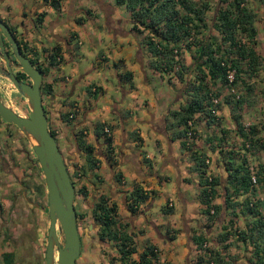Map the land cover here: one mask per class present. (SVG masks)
I'll list each match as a JSON object with an SVG mask.
<instances>
[{"label": "trees", "instance_id": "trees-1", "mask_svg": "<svg viewBox=\"0 0 264 264\" xmlns=\"http://www.w3.org/2000/svg\"><path fill=\"white\" fill-rule=\"evenodd\" d=\"M43 1L54 9L59 8V0ZM113 6L116 11L121 7L127 12V16L112 21L114 28L128 22L129 29L140 34L137 40L148 55L146 70L159 77L166 73V83L169 85L175 79L182 90L183 99L176 108L166 111L158 131H170L168 139L178 140V147L186 153V172L196 174L198 214L204 217L207 227L218 222L220 229L210 248L204 245L207 240L202 233L190 235V240L200 252L195 264L233 262L235 256L222 254L220 249L226 252L234 244L245 245V251L249 252L245 259L249 264H264V215L261 212V207L264 208V138L260 135L264 119L260 124L242 121V111L257 105L255 84L264 85V74H258L264 67V55L257 46L254 10L246 6L245 0H218L207 19L206 12L210 6L206 0H113ZM43 16L44 11L38 12L35 23L39 24ZM76 22L79 23V19ZM18 49L25 56V52L37 54V49L25 41L22 46L18 44ZM185 52L190 59L187 64L183 60ZM33 58L28 57L31 62L38 59ZM44 59L48 66L38 67L43 76L47 74L48 67L59 65L62 59L59 47L45 53ZM229 71H232L230 81L227 78ZM15 75L22 80L25 77L21 71ZM122 75L130 79L131 72L124 71ZM41 89L44 95L51 93V83L42 82ZM86 91L95 95L97 90H91L90 85ZM259 92L264 103V92L261 89ZM176 93L179 94L178 91ZM18 97L22 101L20 109L26 113L23 99ZM68 114H61V118L68 120ZM225 118L232 128L220 127ZM197 120H202L208 128L215 127L216 131L207 130L200 135ZM111 129L109 123L98 122L93 133L102 137L105 159L112 164ZM50 133L55 135L52 131ZM195 135L199 136V143L203 140L201 146L193 141ZM76 144L84 153V170L81 172L82 168L81 171L80 167L75 168L72 174L68 173L70 179L81 177L85 169H93L97 161L92 145L84 142L81 131L76 132ZM260 151L263 153L261 160L254 158L251 163L252 157ZM212 154L215 155L214 165L221 166L222 174L209 169ZM113 176H119L118 172ZM189 179L186 177L185 180L189 182ZM77 185L75 194L86 197L91 193L85 184L78 182ZM139 190L137 185L132 187L133 202L145 199L146 195H140ZM110 203L103 194H99L92 201L91 215L98 223L101 238L122 240L119 251L125 257L134 248H125V233L120 235L121 231L119 234L112 230L111 226L116 223L115 204ZM167 203L162 206L163 212L170 213L173 208ZM237 222H242V225L238 226ZM171 229L166 228L165 233ZM168 237L173 239L175 236ZM154 254L153 246H146L139 253L138 260L133 259L127 264H150L148 255ZM225 258H230L229 262Z\"/></svg>", "mask_w": 264, "mask_h": 264}, {"label": "crops", "instance_id": "crops-1", "mask_svg": "<svg viewBox=\"0 0 264 264\" xmlns=\"http://www.w3.org/2000/svg\"><path fill=\"white\" fill-rule=\"evenodd\" d=\"M15 1V7H16V13L11 14V11L9 9L10 6H6L7 4H4L5 0H0V9H1V17L6 19L9 22V19L11 20L9 23L13 25L16 28L17 33L22 38V40H29L31 43V47L37 49V54L31 53V55L36 58L37 60L43 59L41 62L43 63V66H48L45 62L44 56L45 53L48 52V22L51 23L52 29L51 32L53 35H55V40L53 41V44L55 46L59 47L60 54L62 56V59L59 63V65L56 68L48 67L47 76L44 78V82H50L52 86V91L57 94V96L61 99H57L58 102L54 101V112L51 115V119H53L54 125H56V142L61 144H65L64 146L67 147L68 140L74 141L76 138V132L81 131L82 133V139L85 143H88L92 145L94 156L97 158L98 167L94 169H85L84 174L80 177L83 178L79 181L80 183H83L86 185L87 190L92 192V184L88 178H91L92 174H98L100 175L104 181L105 184L108 185V198L109 202H114L116 204V213L118 216L121 217L122 222H126L129 224L130 228L131 225L133 227L143 228L145 234L151 239V236L153 234L152 229L149 227H143L141 221L142 217L138 216L137 218H133V215H130L125 207V195L128 192V188L131 187V184L133 182L140 183L144 187H147V189L150 190V192H153L154 195H156L158 192V186L157 184L161 183L165 180H170L174 178L175 185H176V194L179 198L180 202L182 203V213L180 215V220L183 218L184 220L188 219L189 214H195L196 216H193L192 219H198V203L195 198V194L197 189L196 187V174H188L186 172L187 168V159H186V153L183 152L178 147V140L177 139H168V136L170 137V131H158L160 121L163 117V115L168 111L169 109L176 108L178 103L183 99L182 94H177L176 92L178 89L174 92V96L170 97L167 100L166 107L164 108V111H160L158 109L157 111V105L152 107L151 101L152 98L155 95V90L151 88L150 86V79L149 73L146 70V65L144 63V48L143 46L138 42L137 38H135L133 32L128 29V22L120 23L116 25L117 27L114 28L113 22L115 19L120 18L122 16H119L117 14V11L115 7L113 6V3H111L110 0H59V8L54 9L48 2H45L43 0H14ZM113 1V0H112ZM262 1V0H259ZM250 7L254 10L256 17L254 20V25L256 28V39L258 41L257 36H259V41L262 39L264 43V0L263 4H256L257 0H251ZM98 4L99 10L101 9L104 12L105 17V24L102 25L107 33L114 32V35L112 36V40L114 43H117V33L118 31L121 32V36H132L131 39H126L125 42L127 43V47H125L127 50L125 51L122 47V43L118 45L117 50H112V55H114V58L111 60L113 67L118 65H124L126 60H129L131 58L130 51L135 52V56H137V59H135V63L138 64L137 69H139L140 73V80H139V87L134 86L132 83L133 79V72L131 69H126L125 67H122V70H118L115 68L114 75L116 76V79L118 81L119 86L121 87V84L127 86L126 88H121L122 97L118 100L124 101L126 97L131 99H134V106L137 108L136 105L138 102L140 105H144L146 108H154L152 109H146L144 107V111L142 115H135L133 116V112H130L129 107H125L124 109H121L119 105L116 104V102H111L108 99L102 98L103 103L109 104L110 106L105 109L103 106L98 107V103L101 100L102 96H106L105 89L103 86L98 85L94 82H86L83 84L82 87L78 91H76V88L79 87V82L82 79L81 74H79V71L77 67L74 65L70 66L69 71L71 73L76 74L73 79L68 74H65L62 69L64 64L66 63V58L63 57V53L66 54V57L71 59L73 55L76 54V50L80 44L84 42V40H87V45L90 46L91 43L88 41H97V39L92 38L89 34V30H94L93 26L95 25V15H94V9L92 8V5ZM247 5V0H246ZM248 6V5H247ZM253 6V7H252ZM47 7L53 8L55 12H53V15L50 17L47 16ZM249 7V6H248ZM44 16L42 18V21L38 24L35 23V16L38 12H43ZM9 17V18H8ZM25 18V20H24ZM76 19H79V23L76 22ZM93 21V22H92ZM71 24V26L64 32V29L67 25ZM98 28H100V25H97ZM263 31V35L260 36L258 33V29ZM83 34V35H82ZM128 34V35H127ZM57 37V40H56ZM98 38V37H97ZM258 41V47L262 50V55H264V49H262L263 44H261ZM30 46V45H29ZM50 46V45H49ZM45 50V51H43ZM119 51V52H117ZM98 55L103 59L105 64H108V57L103 52H99ZM146 57V56H145ZM116 61V63H115ZM111 65V66H112ZM133 67H135L133 65ZM124 71H130L131 77L130 79H125L123 77ZM98 73V72H97ZM258 74H264V67L259 69ZM44 76V77H45ZM72 79V82H71ZM105 80V78H104ZM167 84V83H166ZM91 85V90L95 89L96 94L92 95L87 93L86 88H88ZM168 85V84H167ZM65 87V91L61 90ZM170 86L169 88H171ZM179 87V86H178ZM116 89L117 87L114 86ZM118 89V88H117ZM264 91V86L261 87L258 84H255V90L257 93V97H260L259 90ZM61 90V91H59ZM242 91V90H241ZM179 92V91H178ZM140 93L142 95H152L150 102L147 101V99H140L139 97ZM80 100V101H79ZM108 100V101H107ZM172 100V101H170ZM78 102H81V105L77 108L73 119L71 121L64 120L61 118V114H65V111H67L72 104H76ZM70 103V104H68ZM68 104V105H67ZM130 105H132L130 103ZM142 105V106H143ZM261 106H264L261 104ZM143 108V107H142ZM258 106L256 105L250 107L247 109L246 112L242 111V116H245L247 113L254 114ZM137 110H141L138 108ZM99 111V112H98ZM109 112L108 114H111V118H105V114ZM19 113V112H18ZM21 114V113H19ZM26 114V113H24ZM22 114V115H24ZM223 115L226 116V112H222ZM264 116L261 117V119H258L257 121H251L255 122L257 124H260L259 122L263 121ZM227 120V125H224L227 128H232L231 123L229 120ZM243 121V117H242ZM98 122H104L109 123L112 126V129L110 130V136L112 139V159L115 160V156L117 154H120L123 158V160L120 163V167L118 169H110L108 164L104 162L105 159V146L102 141V137H96L93 133V128L96 123ZM136 123H140L141 125H144L146 127V132L143 134ZM250 123V122H249ZM9 124V125H8ZM13 126V125H12ZM0 128L4 130L5 136L10 137L9 141L2 138V146H0V156L4 161H6V167L8 168L7 171L2 169L3 175L6 179H2L0 177V182H7V184H10L11 182V176L14 173V167H12V164H9L10 162L7 160L8 157L12 155V152H17L18 150L22 153L23 149L25 148H19V143L22 142L20 139H25L24 135L21 133L19 129L16 127L13 129L10 126V123H5L0 119ZM260 135L264 138V129L263 132L260 133ZM24 137V138H23ZM20 140V141H19ZM26 141V139H25ZM147 141H149V144L151 146V152L150 150L147 151L144 148V145H147ZM12 144V145H11ZM26 147V146H25ZM59 150L61 147H58ZM6 151V155L2 156L1 151ZM166 150V152H164ZM61 152V151H60ZM261 152V151H260ZM259 153V152H258ZM152 154V156H151ZM70 163L72 165L73 170L77 167H80V171L82 168V171L84 170V153L80 149H72L70 151ZM76 156L74 159L73 156ZM153 158V159H152ZM253 158H256L253 157ZM77 159V160H76ZM8 161V162H7ZM76 161L77 164H74ZM161 162L160 167H158L157 162ZM216 166L215 168H212V171L219 172L222 174L223 170ZM118 172L119 176H116V181L112 182L113 174L114 172ZM169 175H168V174ZM99 176V177H100ZM186 177H189V182L186 181ZM88 180V181H87ZM1 185V184H0ZM189 186L193 187V198H190L192 193H190ZM0 191L3 192V189ZM219 191V190H218ZM218 197V196H217ZM216 197V198H217ZM169 200L167 205L173 206V202H171V198L166 195L163 199L157 198L154 199V203H159L160 199L163 201ZM215 198V200H216ZM214 200V201H215ZM160 202L161 203L163 202ZM0 204L2 207H6L8 202L5 199H0ZM19 205L16 204L15 208ZM2 209V208H1ZM0 209V211H1ZM197 211V212H196ZM6 212H3V209L0 213V221L4 218ZM173 210L169 213L168 216L174 215ZM160 214H163L162 212L159 213L157 221L156 217L153 219L156 223L162 224V228L160 229V233H163V240L157 237V240L154 242L156 243L157 248L162 249L164 247V231L166 228H169L172 226L166 225L167 221H163V218L160 216ZM12 216H15L16 214H11ZM147 216V214H145ZM126 224V223H125ZM171 224L173 225V221H171ZM190 226V224H188ZM125 229V227H124ZM172 230V229H171ZM3 232V228L0 227V232ZM184 234V233H183ZM190 232L187 234V240L189 242L190 240ZM185 236V234H184ZM175 238V237H174ZM173 238V239H174ZM187 242V243H188ZM198 250V249H197ZM220 252L225 255H237V259L233 258L234 264H249V262L245 259V257L249 256V252L245 251L241 253L239 252L235 247L229 246L227 251H222L220 249ZM193 263V262H192Z\"/></svg>", "mask_w": 264, "mask_h": 264}, {"label": "rangeland", "instance_id": "rangeland-1", "mask_svg": "<svg viewBox=\"0 0 264 264\" xmlns=\"http://www.w3.org/2000/svg\"><path fill=\"white\" fill-rule=\"evenodd\" d=\"M111 3H113L112 0H110ZM210 6V8L208 9V11L206 12V16L207 19H209V17L212 14V7L215 6L218 3V0H206ZM262 1L257 0L256 4H263ZM246 3V0H245ZM251 0H247V5L250 7L251 4ZM4 4H7L6 6H10L9 9L11 11V14L16 13V7H15V1L14 0H5ZM246 5V6H247ZM252 5V4H251ZM99 5H92V8L94 9V15H95V25L93 26L94 30H89V34L91 35L92 38L97 39V41H88L90 44V46L87 45V40L80 44L76 50V54L73 55V57L71 59H69L68 57H66V54L63 53V57L66 58V63L63 66L62 71L65 74H69L71 76V78L73 79V77L76 75L74 73H71L69 71L70 66L74 65L75 67H77L79 74H81V80L79 82V87L76 88V91H78L80 89V87L83 86V84H85L86 82H94L98 85L103 86V88L105 89V94L106 96H102L101 100L98 103V107L103 106L105 109H107L108 106H110L109 104L103 103V99H108L111 102H116L117 105L120 106L121 109H124L125 107H129L130 112H133V116L135 115H142L143 111H144V105H140V103L138 102L136 105L138 106L137 108H135V104H134V99L129 100L130 98L126 97V99L124 101H119L118 100L123 96L122 92H121V88H126L127 86L121 84V87L118 84V81L116 79V76L114 75V70L115 68L118 69L119 71L122 70V67L126 66V69H131L133 72V79H132V83L134 84V86H140L139 85V80H140V73H139V69H137L138 64L135 63V59H137V56H135V52L134 51H130V56L131 58H129V60L125 61L124 65H118L115 61V63L117 64L116 67L112 65L111 60L114 58V55H112L111 49L112 50H117L118 49V45L122 43V47L124 48V50L126 51L127 49L125 47H127V43L125 42L126 39H131L132 36H121V32L118 31L116 32L117 34V43H114V41L112 40V36L114 35V32H111L110 34L106 32V30L104 29V27L102 25L105 24V17H104V12L101 9V11L99 10ZM253 7V6H252ZM47 11V16L50 17L51 15H53V12H55L53 10V8L51 7H47L46 9ZM0 14H1V9H0ZM117 14L119 16L125 17L127 16V12L121 8L118 7L117 10ZM9 18V17H8ZM7 19V18H6ZM25 20V18H24ZM11 20L9 19V22ZM93 22V21H92ZM97 25H100L101 27L98 28ZM70 27H74L71 26V24L67 25L66 28L64 29V33L65 31H67L68 28ZM129 29V26L127 27V30ZM258 29V33H260L259 35L262 36L263 35V31L260 29ZM134 33V32H133ZM83 35V34H82ZM128 35V34H127ZM134 35L136 36V38H140V34L137 35V33ZM98 37V38H97ZM258 41H259V36H257ZM260 43L263 42L262 39L259 41ZM263 44L262 49H264V43ZM99 52H103L104 54H106V56L108 57V64H105V62L103 61V59L98 55ZM119 52V51H117ZM120 53V52H119ZM145 53V52H144ZM146 57L144 56V63L146 65L147 63V52L145 53ZM183 60L184 62L187 64L190 59H189V54L187 52L184 53L183 55ZM29 57V56H28ZM43 60V59H41ZM112 65V66H111ZM133 65L135 67H133ZM147 67V65H146ZM98 72V73H97ZM149 73V71H147ZM166 73L163 74L162 77H159L157 74H150L149 76L151 77L150 79V86L152 89L155 90V95L152 98V101L150 104H152V107L157 105V111L158 109L162 112L164 111V108L166 107L167 100L174 96V92L179 88L178 86H180V84L175 81V79H172L171 82H169V85L166 84L165 81V77H166ZM48 76V75H47ZM46 76V77H47ZM75 78V77H74ZM105 78V80H104ZM71 79V82H72ZM117 87L116 89L114 88ZM170 86H172L171 88H169ZM264 86V85H263ZM241 87V86H240ZM242 88V87H241ZM224 88L221 87V90H223ZM63 91H65V87H63V89H61ZM59 90V91H61ZM175 90V91H174ZM264 92V91H263ZM0 94H1V99L4 102V104L8 105L9 107H11L16 113H21L24 114V112L20 109L22 104V101L20 100V98L18 97V94L15 92L14 88L10 85L9 82H7L3 77H0ZM152 95H142L140 93L139 97H141L140 99H147L148 102H150V99L147 97H151ZM107 100V101H108ZM21 101V103H20ZM80 101V100H79ZM172 101V100H170ZM130 103L132 105H130ZM23 104L25 105L24 101ZM264 105L263 103V98L258 97L257 100V105L258 108H256L257 111H255L254 114L252 113H247L245 114V116H243V122L245 123H249L251 121H257L258 119H261L262 116H264ZM81 105V102L77 103V108ZM26 106V105H25ZM143 107V108H142ZM138 108H140L141 110H137ZM146 108V107H145ZM70 109V108H69ZM68 109V110H69ZM148 109H154V108H146ZM75 111V110H74ZM99 112V111H98ZM106 113V112H105ZM109 112H107L105 114V118H111V114H108ZM198 123V129L200 132V135L205 134V131L210 130L212 132L216 131V128L213 126H210L209 128L206 127V125L204 124V122L202 120H197L196 124ZM137 126L139 127V130L145 134L146 132V127L144 125H141L140 123H136ZM9 125V124H8ZM224 125H227V120L226 118L224 120H222V123L220 124V127H224ZM10 126L14 129L15 126L12 124H10ZM215 128V129H214ZM218 128V127H217ZM196 136V135H195ZM198 135L193 139L194 142H197V144H199L201 146V141L199 143L198 140ZM2 138L6 139L7 141H9L10 137L5 136V132L3 129L0 128V144H2ZM24 138V137H23ZM22 142H18L19 143V148H25V150L23 149L22 153L18 150L17 152H12V155L9 156L8 161L10 162L9 164H12V167H14L13 169L15 170L14 173L11 176V182L10 184H7V182H0V188L1 190L3 189V192L0 191V199H5L7 200V202L9 203V199L10 197L17 192L18 190L23 191L24 192V198H22V196L19 194L20 192L18 191L15 195H16V202L15 205L18 204L19 206L16 207L13 212L11 214H16L15 218L14 216H11L12 219V223H14V221L16 223H14V228L15 231L14 233H12V235H14L18 241L19 245H23V243L25 244L26 247L27 246V242L28 240H30L32 245H35L36 243L39 244H45V235H46V230H47V225H48V216H47V212H46V190H45V184H44V180H43V176H42V172L40 170V167L35 159V156L32 153L31 147H30V143L29 141L26 139H20ZM19 140V141H20ZM147 145H144V148L151 152V146L149 144V141L146 142ZM205 143V142H204ZM12 145V144H11ZM65 144H60L58 142V147L60 148L61 154L63 156V159L65 161V163L67 164V169H68V173L72 174L73 168L72 165L70 163L69 160H67V157L69 156V153L71 151L72 144L71 141L67 143V147L64 146ZM2 146V145H0ZM26 146V147H25ZM199 146V147H200ZM204 146V145H203ZM3 150V149H2ZM164 152H166V150H164ZM1 155L5 156L6 155V151H1ZM263 153L259 152L256 154V159L257 160H261ZM152 156V154H151ZM211 156V154L209 155ZM74 159L76 158V156H73ZM2 159V158H1ZM153 159V158H152ZM77 160V159H76ZM254 161V158L252 157L251 159V163ZM78 161H76L74 164H77ZM158 163V167H160L161 162H157ZM215 163V155L212 154V159L210 158L209 162H208V166L209 169L212 170V168L216 169L217 163L214 165ZM219 164V163H218ZM219 166V165H218ZM168 174V173H167ZM169 175V174H168ZM0 177L4 180L6 179L5 176L3 175V171L0 168ZM72 179H76L75 177H72ZM158 186V193L155 195V198H164L166 195H168L171 198V202H173V216L169 215V212H163V214H160V216L163 218V221L165 220V222L167 221L166 225H170L172 226V230L169 233H165L164 231V247L162 249H159V252L162 254L159 256V261L158 263H162V264H195L196 259L198 258V254L200 253L192 240H187V234L190 232V234H197L198 232L202 233L205 236V240L206 241V247L210 248V246H212V244H214L213 240L214 238L217 236L219 229V224L218 222L211 224L209 227L206 226V220L204 219L203 216H198V219L196 218V220L192 219L193 216H196L195 214H189L188 215V219L184 220L183 218L180 220V215L182 213V203L180 202L179 198L177 197L176 194V185H175V181L174 178L170 179V180H165L162 181L160 184H157ZM9 188V189H8ZM197 189V185L196 187H194ZM190 189V193H192L190 198H193V187L189 186ZM194 192H197L194 191ZM219 193V192H218ZM196 195V194H195ZM259 195H262V193H259ZM218 196V195H217ZM162 199H160V202L163 201ZM217 199V198H216ZM30 201H32L34 204H30ZM92 198L91 196H86V197H81L79 195H75L73 198V206L74 209L80 213L81 215L85 214V216H83L82 218H80L78 220L79 226L84 225L86 222H90L91 221V217H90V213L89 212V207H91L92 204ZM160 202L159 203H154L152 205L151 208H149L147 214L150 217L155 216L157 213H161L160 210ZM169 202V200H168ZM166 203V198L165 200L161 203V205L163 206ZM36 205V206H34ZM198 211V210H197ZM196 211V212H197ZM261 212L264 215V208L261 207ZM240 218L238 217V220ZM171 221H173V225L171 224ZM225 222V221H224ZM190 224V226L188 225ZM238 226L242 225V222H237ZM23 227H26L27 231L21 232V229ZM163 229V228H162ZM87 232L89 234H92L91 229L87 230ZM185 236H184V234ZM1 236L4 235L2 232H0ZM174 235L175 238L174 239H169V235ZM5 239H12V237H9L7 234H5ZM188 242V243H187ZM14 244V242H11L10 246ZM139 244H138V248H139ZM231 247H235L239 252L241 251V253L244 252L245 250V245L241 246V244H234L231 245ZM27 253V251H24ZM29 253H31V251H29ZM29 253L24 254L22 261L23 262H29L31 264H36V260H37V255H30ZM109 253L107 251H105L104 248H96L93 244H91L90 242L88 243L87 237L86 236H82V252L80 254V256H78L77 258V263L78 264H107L108 261V257H109ZM162 258V259H161ZM230 258H225V261H228ZM235 259H237V255H235ZM193 262V263H192ZM229 262V261H228ZM3 263L2 257L0 255V264ZM157 261L155 260L154 264H158ZM20 264H23L20 261ZM38 264H44L42 261V258L39 257L38 258ZM229 264H234V262L230 261Z\"/></svg>", "mask_w": 264, "mask_h": 264}, {"label": "water", "instance_id": "water-1", "mask_svg": "<svg viewBox=\"0 0 264 264\" xmlns=\"http://www.w3.org/2000/svg\"><path fill=\"white\" fill-rule=\"evenodd\" d=\"M2 36L7 40L13 59L5 52ZM0 77H3L23 99L26 114L16 113L4 104L0 94V119L14 125L30 143L32 153L42 172L46 190L48 225L45 235L44 264H76L80 240L73 206L74 183L55 137L47 127V118L40 95L41 71L28 57L19 52L18 45L7 26L0 20ZM13 69L21 71L29 82L18 79ZM34 139V143L31 141Z\"/></svg>", "mask_w": 264, "mask_h": 264}, {"label": "flooded vegetation", "instance_id": "flooded-vegetation-1", "mask_svg": "<svg viewBox=\"0 0 264 264\" xmlns=\"http://www.w3.org/2000/svg\"><path fill=\"white\" fill-rule=\"evenodd\" d=\"M0 20L7 26L9 32L11 33V35L14 38L16 43H18L20 46H22V42L25 41V42H27L28 45L31 46V43L29 42V40L28 41L27 40H22V38L17 33L16 28L13 25H11L6 19L1 17V15H0ZM51 29H52V25H51L50 22H48V42H49V44H48V53L50 52V50L53 47H56L53 44V41L55 40V35L52 34ZM56 40H57V37H56ZM2 44H3V48H4L5 52L7 53V55L11 59H13L12 51H11V49L8 46L7 40L3 36H2ZM25 54H26V57H28V56L33 57L31 54H29V52H25ZM33 59H35V58H33ZM41 61L42 60L39 59V60H35V62H32V63L37 64L36 65L37 67H43V63ZM0 65L2 67H4V62L1 59H0ZM12 71L14 72V74H16V72L18 70L12 68ZM41 75H42V73H41ZM44 76L42 75L41 84H40V95H41L42 106H43L44 113H45L46 118H47L48 130L54 132V134L56 135V127H55L56 125H54L53 119H51V117H52L51 115L53 114L54 109H55L54 101L58 102L57 99H61V98H59L57 96V94L55 92H53V91L51 93L45 94V95L41 93L42 82H44V78H46V76L45 77ZM23 80L29 82V78L26 75H25ZM178 91H179L180 94H182V90L180 88H178ZM68 111L69 110H67L65 112H68ZM72 119H73V117L69 118L68 121H71ZM55 135H54V137H55ZM74 139H75L74 141L73 140L71 141V144H72L73 149H77L78 146L76 144V138H74ZM105 151H106V149H105ZM112 152H111V155H112ZM70 156L71 155L69 153V156L67 157V160H69V161L71 159ZM8 158L9 157L7 155V160H8ZM122 160H123L122 156L120 154H117L115 156V160L113 159V163L112 164L108 163L106 161V159H104V162L106 164H108L107 166H109V168L113 169V171H114V169H118L120 167L119 165H120ZM97 167H98V163L96 162L95 167H93V169L97 168ZM0 168L4 169L6 171L8 169L6 167V161H4V159H1V156H0ZM99 176L100 175L93 173L91 178H88V180L92 181L91 182V184H92V189H91L92 192L90 191L91 193L89 194V196H91L92 200H95V198L99 194H103L107 198V201H108L109 200V198H108V195H109L108 185L105 184L104 179L101 176L100 177ZM113 178H114V180L112 179V182L117 183V181L115 180L116 177L113 176ZM81 179H83V178L79 177V178H76V179H71V181L74 183V190H76V187L78 186L77 185L78 182L79 181H83ZM136 185L141 189V190H139V194L140 195L145 194L146 197L142 201L133 202L132 199H131L132 198L131 191H132V187L136 186ZM17 192H15L10 197L9 203L7 204V206L5 208L2 207V205L0 204V209L2 208L3 212H6L4 218L1 219L2 221H0V227L3 228V232L2 231L1 232L4 234L2 236L0 234V255H1L2 260H3L2 264H20V261L23 264H31L29 262H23L22 261L23 255L29 253V251H31V253H29L31 256L32 255H34V256L37 255L36 264H38V258L39 257L42 258V261L44 263L45 244L43 245L41 243H39V244L36 243L35 245H32L30 240H28V242H27V246L28 247H26L24 243H23V245L22 244L19 245L18 241H16L17 238L14 235H12V233H14V231L16 229V228L13 227L14 223H16V222L14 221V223H12V219H11L10 215L13 212V210L15 209V202H16V198H17L15 194ZM19 192H20L19 194L22 196V198L25 199L24 192L21 191V190ZM75 195H79V194H75V192H74V196ZM79 196H81V195H79ZM154 199H156L155 195L153 194V192H150V190L147 189V187H144L140 183L133 182L131 184V187L128 188V192L125 195V200H124L125 201V207H126V210L128 211V213L130 215H133V218L134 217L137 218L138 216L142 217L141 223H142L143 227L146 226V227H149V228L152 229L153 234L151 236V239L145 234L143 228L137 229V227H133L132 225H131V228H130V226L127 223V221L126 222H122L121 221V217L118 216V214L116 213V209H117L116 204L114 202H112L113 204H115V219H116V223L114 225H112L111 228H112V230L114 232L119 233V234H120V231H121L120 235H122V233L126 234V240L124 241L125 244H126V246H125L126 249H130L132 247L134 248V250L129 252L128 254H126L125 257H122V255H121V253L119 251L120 247L122 246V240L120 238H114V239H107L106 237H102L101 238L100 234H99L98 223H97L96 220H94L92 218L91 213H90L91 221L90 222H86L82 226H79L78 220L80 218H82L83 216H85V214L81 215L80 213H78L75 210V215H76V221L75 222H76L77 232H78V236H79V240H80V248H79L78 256H80V254L82 252V236H86L87 240H88V243L90 242L97 249L98 248H104L105 251H107L110 254L109 257L107 258L108 259L107 264H127V263L131 262L133 259L134 260H138L139 253L146 246H149V245L153 246V251L155 253L153 256L148 255V259L150 261V264H154L155 260L158 263L159 256L161 255V257H162V254H161L162 252L161 251H160L161 253L159 252V248H157L156 243L154 242V240L156 241L158 236H159V238H161L163 240V236H162L163 233L162 232L160 233V229H162V224L156 223L153 220L156 217V221H157L159 213H157L153 217H150L147 214L149 208H151L152 205L154 204V201H155ZM29 202H30V204H34L30 200H29ZM108 203L111 204L109 201H108ZM131 205H132V207H131ZM34 206H36V205H34ZM160 206H161L160 210L163 213V207H162V205H160ZM2 209H1V211H2ZM1 211H0V213H1ZM89 212H91V207H89ZM145 214H147V216H145ZM15 217L16 216H14V218ZM124 227H125V229H124ZM89 229H91L92 234H89L87 232V230H89ZM24 231H27L26 227H23L21 229V232H24ZM5 234H7L9 237H12V239L11 238L10 239H5L6 238ZM11 242H14V244H12L10 246ZM138 244L140 246L139 248H138ZM24 251H27V253L24 252ZM78 256H77V258H78ZM77 258H76V264H78L77 263ZM160 264H162V263H160Z\"/></svg>", "mask_w": 264, "mask_h": 264}, {"label": "built area", "instance_id": "built-area-1", "mask_svg": "<svg viewBox=\"0 0 264 264\" xmlns=\"http://www.w3.org/2000/svg\"><path fill=\"white\" fill-rule=\"evenodd\" d=\"M227 78H228V81H230V80L232 79V71H229V72H228V74H227ZM212 100H213L214 103L216 102V99H215V98L212 99ZM74 110H75V111H74ZM76 110H77V105L74 103V104L70 107V109H69V111H68V112H69V114H68L69 118H72V117L74 116ZM104 130H106V128H104ZM188 134H189V132H188ZM251 178H252V180H253V176H251ZM204 245H206V244H204Z\"/></svg>", "mask_w": 264, "mask_h": 264}, {"label": "bare ground", "instance_id": "bare-ground-1", "mask_svg": "<svg viewBox=\"0 0 264 264\" xmlns=\"http://www.w3.org/2000/svg\"><path fill=\"white\" fill-rule=\"evenodd\" d=\"M31 141H32V143H34L35 141H34V139L31 137Z\"/></svg>", "mask_w": 264, "mask_h": 264}]
</instances>
